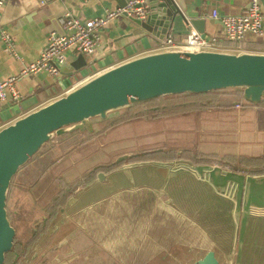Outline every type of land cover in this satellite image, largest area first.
<instances>
[{"label":"rangeland","instance_id":"374dc122","mask_svg":"<svg viewBox=\"0 0 264 264\" xmlns=\"http://www.w3.org/2000/svg\"><path fill=\"white\" fill-rule=\"evenodd\" d=\"M219 99L217 94L163 98L123 108L109 119L122 120L96 125L93 138L63 139V149L50 143L47 154H69V162H78V150L86 157L93 154L99 171L91 185L80 187L94 169L83 172L82 179L74 178L72 171L64 178L62 159L40 181H31L51 159L44 160L45 150L36 156L9 188L7 210L16 236L6 264H191L216 245L234 248L236 255L243 250L242 264H264V233H244L245 243L239 247L236 233L241 220L235 203L210 221L209 212L217 209L207 204L204 191L194 183L200 175L185 171L198 165L242 174L236 184H241L239 200L244 203L250 185L247 213L251 204L264 205V105L236 101L240 104L228 108ZM184 104L194 105L193 110L173 112ZM152 161L160 165L145 166ZM185 172L194 176L192 180L190 174L181 176ZM248 178L260 179L261 196L260 187ZM61 180L63 187L78 182L66 189L74 193L65 204L67 212L60 208L50 215ZM231 183H224L222 190L212 187L234 199ZM76 211L88 215L82 218ZM252 211L264 217L260 208Z\"/></svg>","mask_w":264,"mask_h":264},{"label":"water","instance_id":"95a60500","mask_svg":"<svg viewBox=\"0 0 264 264\" xmlns=\"http://www.w3.org/2000/svg\"><path fill=\"white\" fill-rule=\"evenodd\" d=\"M134 0H117V7H125ZM146 18L129 16L138 26L153 34H167L178 18L185 19L198 31L203 20H187L185 0H145ZM62 32V31H60ZM80 53L73 65L83 63ZM241 88L244 98L258 105L264 97V54L231 53L213 50H166L145 55L108 69L65 96L37 109L0 130V264L12 251L16 229L8 216L7 199L11 182L20 168L55 135L76 130L93 132L92 119H106L110 112L184 93H207L215 90ZM200 175V180L213 183L220 170L205 166L186 168ZM207 171L208 174H205ZM103 179V174L99 176ZM208 179V180H207ZM250 183L254 179H247ZM255 182V181H254ZM213 185V184H212ZM217 184L213 185L214 187ZM216 188V187H215ZM250 188V185H249ZM248 188L247 195L251 193ZM263 194V193H262ZM249 200L237 213L248 216ZM249 209L251 213L254 207ZM264 210V208H261ZM242 212V213H241ZM239 247L245 243L244 229L238 227ZM236 245V244H235ZM241 249V248H240ZM243 250L235 254L234 248L216 245L208 248L202 257L191 264H242Z\"/></svg>","mask_w":264,"mask_h":264},{"label":"crops","instance_id":"0c3cea01","mask_svg":"<svg viewBox=\"0 0 264 264\" xmlns=\"http://www.w3.org/2000/svg\"><path fill=\"white\" fill-rule=\"evenodd\" d=\"M185 1L187 10L184 14L187 20L191 21L195 16L201 18L203 20L202 31H198L193 25L190 26L185 19L178 18L167 34L158 35L139 28L127 15L119 16L100 31L101 44L95 55H84L82 58L83 63L80 64L78 69L73 64L77 62L76 58L79 57V54L71 52L68 54V63L63 68L60 77H52L46 73H41L18 80L16 86L21 92L22 98L17 103L12 101L11 96L5 102L0 101V130L65 96L73 89L82 85L80 82L83 80L88 81V78L91 79L108 69L130 60L160 52L165 38L170 33L173 34L176 41L181 42L190 31L196 30L205 38H217L218 45L214 49L215 51L264 54V36L255 37L249 35L242 44H233L226 39L221 20L213 17V11L215 10L218 11L219 15H240L249 7L250 0ZM117 5V0H8L4 7L0 8V80L18 74L24 65L30 64L40 58L47 44L49 34L52 31H62L60 19L65 13L70 12L83 20H87L101 17L106 13L107 9H115ZM261 8L264 15V0H261ZM2 30H7L12 35L21 57L20 59L15 58L6 51L5 42L1 36ZM219 48L222 49L219 50ZM86 145L89 146V143ZM68 155L66 154L63 157L64 178L65 175L69 174V171H72L75 173L74 178L82 179L83 172L98 167L97 161L93 164V154H89L90 159L86 157L87 154L84 150H78L75 154L78 161L76 163L69 162ZM84 158H87V160L82 162ZM153 163L159 164L155 161ZM75 165L76 168L73 169L72 166ZM208 172L205 174H208ZM220 173L221 178L218 181L216 180L218 182L216 184L219 185L218 189L222 190L224 188L222 186L224 183H221L222 177L226 181L225 183L228 181L233 182V184L231 183L233 190L238 187L236 181L242 179V174L227 173L225 171H221ZM99 179L101 178L99 177ZM69 182L72 181L67 180V183ZM256 185L260 187V185ZM77 189H80V187ZM77 192L79 191L77 190ZM231 193L233 196V192ZM261 193L262 188L259 189L257 194L261 196ZM247 199L249 200L248 195ZM232 200L235 203L234 207L237 213L238 206L243 205L244 200H239V198ZM72 203H75V199H73ZM72 203L71 205L74 207L75 204ZM256 205L258 204H251V207L264 208V205ZM261 210L264 211L263 209ZM80 211H76L75 215L82 214V218H84V215H88L87 212L80 213ZM65 212L67 210L63 207V213ZM239 219L241 220L240 227H243L244 233H264V217L255 216V213L251 211L248 216L243 217L242 215ZM260 219L263 221L257 223Z\"/></svg>","mask_w":264,"mask_h":264},{"label":"built area","instance_id":"2783aa9c","mask_svg":"<svg viewBox=\"0 0 264 264\" xmlns=\"http://www.w3.org/2000/svg\"><path fill=\"white\" fill-rule=\"evenodd\" d=\"M7 1L0 0V8L4 7ZM144 2L145 0H134L125 7L107 9L103 16L87 20H83L70 12L65 13L60 19L62 32L52 31L49 34L47 44L40 58L24 65L18 74L0 80V101L9 100V96H11L13 102L20 101L22 95L16 83L22 78L41 73H46L52 77H60L63 68L68 63V54L71 52L88 56L95 55L101 44L100 31L107 27L111 21L122 15L139 19L146 18L147 7L141 5ZM213 17L221 20L226 39L233 44H242L249 35L264 36V15L261 0H250L249 7L240 15H219L218 11L215 10L213 11ZM1 36L5 42L6 51L15 58L20 59L21 57L10 32L2 30ZM217 45V38H205L196 30H192L181 42L176 41L173 34L170 33L165 38L161 51H215ZM84 82L86 80L80 83Z\"/></svg>","mask_w":264,"mask_h":264},{"label":"trees","instance_id":"16d2710c","mask_svg":"<svg viewBox=\"0 0 264 264\" xmlns=\"http://www.w3.org/2000/svg\"><path fill=\"white\" fill-rule=\"evenodd\" d=\"M240 89L241 88H229V89H221V90H215V91H211V92H207V93H200V94H194V93H184V94H178V95H169V96H165V97H161V98H158V99H156V100H153V101H150V102H147V103H145V104H149V103H152V102H155V101H158L159 99H163V98H165V99H172V100H174V99H176V98H182V97H185V98H187V97H189V96H192V97H199V96H207V95H210V94H217V95H219V97H220V102L222 103V105L223 104H225L226 106L225 107H228V108H231V107H234V105H235V103H236V101H246L245 100V98H244V90L242 91V92H240ZM240 102H238L239 104H240ZM248 102V101H247ZM238 103H236L237 105H238ZM262 105H264V97H263V99H262ZM142 105H144V104H142ZM252 105H255V104H252ZM139 106V105H138ZM141 106V105H140ZM129 108V107H128ZM193 108H194V105H188V104H184V105H182V106H179V107H175V109H174V113H180V112H187V111H189V110H193ZM121 110V109H120ZM117 111H119V110H117ZM114 113H116V111H113V112H110L109 114H108V117L106 118V119H101L100 117H95V118H93L92 119V124H93V126H94V130L96 129V125H100V124H105V125H113V124H115V123H117V122H119V121H121L122 120V118H120L119 120H117V121H114V122H112V121H110L109 119H110V117L112 116V114H114ZM94 134H96V133H92V132H89V131H80V130H76V131H74V132H71V133H67V134H65V135H56L55 137H53L49 142H47L44 146H42V148L28 161V163H26L24 166H22L21 168H20V170H19V172L14 176V178H13V180H12V183H11V186H12V184L14 183V180H15V178H16V176L19 174V173H21L24 169H28V168H30L32 165V161L36 158V156H38L39 154H42L43 152H44V150H45V148L47 149V146L51 143V144H58L59 146H60V148L61 149H63V139H69V138H71V137H80V138H82V137H88L89 135H91V137L93 138V136H94ZM88 140L87 139H85V140H80V142H79V144H81V143H85V142H87ZM68 146V145H67ZM68 148V147H67ZM66 148V149H67ZM72 147H69L67 150H70ZM63 153V152H62ZM61 153V154H62ZM45 157H44V160H46V161H49V159H50V163L47 165V166H44L43 167V169H41L39 172H34L33 173V175H32V178H31V181L34 179L35 181H40L41 180V178L46 174V172H48L49 171V169H51L52 167H57V164L63 159V157L66 155H55L54 157H51V152L50 153H48L47 154V152H46V150H45ZM57 156V157H56ZM32 162V163H31ZM31 163V164H30ZM158 165H160V164H156V163H153V161L152 162H149V163H146V165L145 166H147V167H150V168H152V169H156L157 168V166ZM162 165V164H161ZM155 166H156V168H155ZM162 166H165L164 164L162 165ZM105 167H107V168H110V167H108V166H105ZM26 170H25V172H26ZM95 171V172H94ZM97 171H99V167H97V168H95L93 171H91V172H93V173H91L90 174V176H89V179H86V181L84 182V184L85 183H87L86 185H84L82 182H80V187H85V186H88V185H91L92 184V182H93V179H94V177H95V173L97 172ZM155 171H157V170H155ZM158 174V173H157ZM188 175V174H190L188 177L192 180V177H191V173H189V172H185V173H183L181 176H183V175ZM27 175V173L25 174V176ZM180 176V177H181ZM193 176V175H192ZM194 177V176H193ZM179 178V177H178ZM220 178H221V175H220ZM226 179L228 180V178L226 177ZM255 181V183H257L258 185H262V184H260L259 182H261L260 181V179L259 180H254ZM78 182V181H77ZM77 182L75 183V184H73V185H68V186H65V187H63V180H61V181H59L58 183H59V186H60V190H59V192H58V195L56 196V197H54V199H53V201L50 203V211L52 212H50L49 211V214L51 215V214H56L57 212H58V210L60 209V208H63V207H65V204H66V202H67V200L69 199V197H71L73 194H72V192H69V190H66L68 187H71V186H73V187H76L77 185ZM197 183L202 189L201 190H203L204 192V195H205V197H206V201H207V204H211V205H213L214 206V209H217L215 212H213V211H210L209 212V220L211 219H214V218H216V217H218V216H220L221 214H223L224 212H226V211H228L230 208H231V206L233 205V200L230 198V197H228V195H226V194H223V193H221V192H217L216 190H214L213 189V185L211 184V183H208V182H204V181H200V180H198V179H195V177H194V183ZM225 183L226 181H224L223 180V177H222V179H221V183ZM207 183V184H206ZM210 185V186H209ZM209 186V187H208ZM223 186V185H222ZM263 186V185H262ZM217 189H218V186L216 185L215 186ZM264 187V186H263ZM65 188V189H64ZM261 188V187H260ZM47 212H48V210H47ZM44 219H46V218H44ZM210 220V221H211ZM46 221H48V220H46ZM205 221H208V220H205ZM204 221V222H205ZM38 231V230H37ZM37 234H38V232H36ZM36 234V235H37ZM11 252V251H10ZM9 252V253H10ZM9 253H7V255H6V259H7V256H8V254ZM5 264H6V261H5Z\"/></svg>","mask_w":264,"mask_h":264},{"label":"bare ground","instance_id":"6f19581e","mask_svg":"<svg viewBox=\"0 0 264 264\" xmlns=\"http://www.w3.org/2000/svg\"><path fill=\"white\" fill-rule=\"evenodd\" d=\"M240 195H241V184H239L238 187L235 190H233V198L238 199L240 198Z\"/></svg>","mask_w":264,"mask_h":264},{"label":"flooded vegetation","instance_id":"af4514ba","mask_svg":"<svg viewBox=\"0 0 264 264\" xmlns=\"http://www.w3.org/2000/svg\"><path fill=\"white\" fill-rule=\"evenodd\" d=\"M246 260V259H245Z\"/></svg>","mask_w":264,"mask_h":264}]
</instances>
